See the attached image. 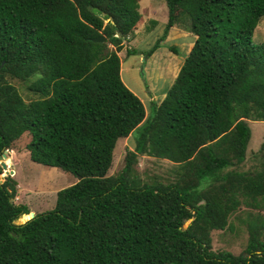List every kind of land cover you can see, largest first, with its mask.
<instances>
[{
  "label": "trees",
  "instance_id": "trees-1",
  "mask_svg": "<svg viewBox=\"0 0 264 264\" xmlns=\"http://www.w3.org/2000/svg\"><path fill=\"white\" fill-rule=\"evenodd\" d=\"M138 1L0 0V154L27 133L32 163L79 177L24 223L16 182L3 178L0 264H264L263 224L238 255L213 251L210 237L242 205L264 210V168L236 170L248 122H264V44L252 42L264 0H163L159 41L171 27L194 40L148 113L117 56L142 20ZM12 81L29 82L35 99ZM139 156L172 163V178L142 181Z\"/></svg>",
  "mask_w": 264,
  "mask_h": 264
},
{
  "label": "rangeland",
  "instance_id": "rangeland-1",
  "mask_svg": "<svg viewBox=\"0 0 264 264\" xmlns=\"http://www.w3.org/2000/svg\"><path fill=\"white\" fill-rule=\"evenodd\" d=\"M165 6L163 0H139L138 12L141 14V22L136 25L132 37L122 41L121 50L117 53L120 60V79L127 89L141 101L145 108V113L150 112V106L154 101L148 100V77L156 78L157 74H152L151 70L145 69L146 63L160 65L166 62V56L171 62L174 58L181 60L185 49H180L179 41L169 39L162 43L163 28L160 26L165 16ZM154 16H157L154 18ZM149 23L148 18H151ZM254 44H264V19H261L255 27L252 35ZM156 46V48L154 47ZM170 47L175 49L174 56ZM150 50L155 51L149 57ZM148 57V58H147ZM173 57V58H172ZM179 67V63L174 64ZM143 67L144 70L143 71ZM158 70V69H157ZM155 72H157L155 70ZM18 94L25 101L34 100L31 92L26 87L29 82L21 83L12 81ZM159 85V84H158ZM250 138L246 147L243 162L236 167L238 171H258L264 168V122L249 121ZM134 133L126 139L116 141L113 148L111 166L107 176H115L123 167V156L126 150L133 147ZM29 141V135L23 133L8 149L5 160L7 170L13 174L6 175L12 177L16 182V196L13 200L15 204L25 205L28 212L34 214L50 210L55 201V194L58 190L74 184L76 177L65 173L58 168L45 167L32 163L25 150V145ZM172 163L147 156H139L134 167L136 175L142 181L170 180L173 176ZM4 173L1 171L0 180ZM28 216H25V220ZM22 216L16 223H22ZM264 225V210L252 209L241 206L228 218V225L222 231H211V249L213 251H227L232 255H238L245 247L249 227Z\"/></svg>",
  "mask_w": 264,
  "mask_h": 264
},
{
  "label": "crops",
  "instance_id": "crops-1",
  "mask_svg": "<svg viewBox=\"0 0 264 264\" xmlns=\"http://www.w3.org/2000/svg\"><path fill=\"white\" fill-rule=\"evenodd\" d=\"M156 17L157 16H154V18H156ZM152 18L153 17L148 18L149 23H150ZM159 18L162 19V21H160V26L163 28V25L165 22V16H159ZM163 31H162V34H163ZM169 39L178 40L179 45H180V49H185V53H184L182 59L179 61V60L174 58L171 62H169V58H168V56H166V59H165L166 62L163 64L153 66V64L146 63V65H144V66H146L145 69L151 70L152 74H157L155 79H152L151 76L148 77L149 83H148V88H147L148 100L154 101L156 105L160 103V101L164 97V93L171 86V84H172V82H173V80H174V78L178 72V69H179L180 65L182 64L184 57L186 56V54L188 53V51L190 50V48L192 46V42L194 40V37L187 32H184L180 29L171 27L166 31L162 43L167 42ZM170 48H173V47H170ZM153 53H155V51L151 52L149 54V56L152 55ZM171 54L173 55L174 53H171ZM177 63H179V67L174 65ZM120 70H121V66H120ZM155 70L157 72H155ZM143 71H145L144 67H143Z\"/></svg>",
  "mask_w": 264,
  "mask_h": 264
},
{
  "label": "water",
  "instance_id": "water-1",
  "mask_svg": "<svg viewBox=\"0 0 264 264\" xmlns=\"http://www.w3.org/2000/svg\"><path fill=\"white\" fill-rule=\"evenodd\" d=\"M104 40L103 37H99V38H95L92 41L93 42H102ZM9 150H4L1 154H0V168L2 170V172L4 173V175L2 176V180L6 175V173H8L9 175H12L13 172L12 171H8L7 170V164L5 163V158H6V154L8 153ZM2 180H0V182H2ZM76 180H79V177H76ZM10 202H12V199H10ZM24 216H28V218L26 220H24L22 223L30 220L33 217V213L29 212L27 215Z\"/></svg>",
  "mask_w": 264,
  "mask_h": 264
}]
</instances>
